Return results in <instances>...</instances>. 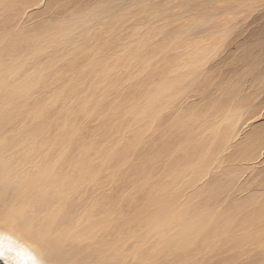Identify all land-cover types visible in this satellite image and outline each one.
<instances>
[{
    "label": "bare ground",
    "instance_id": "6f19581e",
    "mask_svg": "<svg viewBox=\"0 0 264 264\" xmlns=\"http://www.w3.org/2000/svg\"><path fill=\"white\" fill-rule=\"evenodd\" d=\"M262 9L0 0V224L55 264H264Z\"/></svg>",
    "mask_w": 264,
    "mask_h": 264
},
{
    "label": "snow or ice",
    "instance_id": "6c2138e0",
    "mask_svg": "<svg viewBox=\"0 0 264 264\" xmlns=\"http://www.w3.org/2000/svg\"><path fill=\"white\" fill-rule=\"evenodd\" d=\"M261 6L264 8V0H261ZM20 226L22 225L18 217L10 218L6 224H0V260L5 261V264H55L42 259L37 248L22 238L19 233Z\"/></svg>",
    "mask_w": 264,
    "mask_h": 264
},
{
    "label": "rangeland",
    "instance_id": "374dc122",
    "mask_svg": "<svg viewBox=\"0 0 264 264\" xmlns=\"http://www.w3.org/2000/svg\"><path fill=\"white\" fill-rule=\"evenodd\" d=\"M261 11H262V12H261ZM261 11H260V13H264V8H263ZM254 16L258 18L259 15H258V13H256V14H254ZM259 23L262 24V25H264V20L260 21ZM257 64L259 65L260 62H258ZM261 120H262V121H261ZM261 120H260V123H263V122H264V117L261 118ZM247 133H248V132H247Z\"/></svg>",
    "mask_w": 264,
    "mask_h": 264
},
{
    "label": "water",
    "instance_id": "95a60500",
    "mask_svg": "<svg viewBox=\"0 0 264 264\" xmlns=\"http://www.w3.org/2000/svg\"><path fill=\"white\" fill-rule=\"evenodd\" d=\"M0 264H2V262L0 261Z\"/></svg>",
    "mask_w": 264,
    "mask_h": 264
}]
</instances>
